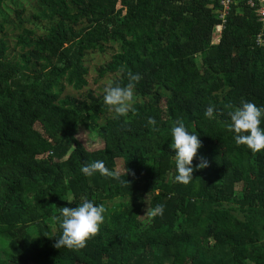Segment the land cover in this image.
Segmentation results:
<instances>
[{
  "label": "trees",
  "instance_id": "16d2710c",
  "mask_svg": "<svg viewBox=\"0 0 264 264\" xmlns=\"http://www.w3.org/2000/svg\"><path fill=\"white\" fill-rule=\"evenodd\" d=\"M35 2V29H22L15 56L0 24V264H264V150L236 145L225 108H264L255 8L235 0L213 44L217 0ZM109 45L116 51L98 78L123 87L128 73L141 77L140 100L119 119L104 92L63 95L87 86V54ZM177 121L201 140L193 167L208 162L187 185L174 181ZM85 129L100 147L80 140ZM97 160L112 172L121 160L120 180L81 171ZM82 197L106 208L98 235L81 250L55 248L53 217ZM158 204L163 215H144Z\"/></svg>",
  "mask_w": 264,
  "mask_h": 264
},
{
  "label": "clouds",
  "instance_id": "9594fccd",
  "mask_svg": "<svg viewBox=\"0 0 264 264\" xmlns=\"http://www.w3.org/2000/svg\"><path fill=\"white\" fill-rule=\"evenodd\" d=\"M128 78L129 82L126 86L107 85L104 88V104L110 112L115 114L114 118L116 119L126 117L133 110L134 89L141 77L139 74L128 73ZM225 108L230 109L228 111L230 123L227 124V129L234 133L236 145L246 146L253 155L264 150V129L261 128L264 108L244 100L241 101L239 107H233L229 103L225 105ZM214 111V106L210 104L205 111V116L209 119L213 118ZM155 123L156 121L149 117L148 124L154 126ZM155 130L153 127V131ZM201 146L198 135L190 133L182 121H177V124L171 129L170 144V148L175 152V182L187 185L194 179V170L204 169L208 166V162L201 157V162L195 165V168L193 167V160ZM81 171L87 176L99 172L102 176L120 180V173L110 171L101 160L83 166ZM128 174L129 170L127 169L126 175ZM121 182L129 184L126 180ZM105 212L106 208L103 205L97 206L94 202L83 197L79 206L60 207L59 215L54 216L53 219L59 224L62 234L53 246L57 249H83L89 240L98 235L100 226L105 220ZM163 212L164 205L158 204L154 208H147L144 215L155 218L158 215H163Z\"/></svg>",
  "mask_w": 264,
  "mask_h": 264
},
{
  "label": "rangeland",
  "instance_id": "374dc122",
  "mask_svg": "<svg viewBox=\"0 0 264 264\" xmlns=\"http://www.w3.org/2000/svg\"><path fill=\"white\" fill-rule=\"evenodd\" d=\"M36 2L35 0H11L3 4L0 14V24L2 26L1 36H4L9 46L10 56L18 54L19 49L15 47L16 38L21 34L22 29H35L34 21L31 20V14L35 12ZM40 26L44 27L45 23L40 22ZM39 32V31H38ZM116 51L115 45H109L106 47L104 53L93 52L86 56L85 66L88 69L86 76L87 86L80 91H75L69 86L65 87L63 95L71 96L73 98L81 99L88 91H91L95 96L104 92V88L115 78L114 75L107 74L103 78H98V67L105 64L110 60L113 52ZM139 98L134 96V101H139ZM104 121L103 117H99L96 120V124H101ZM86 130V129H85ZM83 130L80 133V140L86 145L89 142L95 147L101 146V141L96 133L92 130ZM87 141V142H86ZM116 171L121 173L123 171L122 161L117 160ZM240 185H236V192L239 191ZM3 246L0 241V251Z\"/></svg>",
  "mask_w": 264,
  "mask_h": 264
},
{
  "label": "built area",
  "instance_id": "2783aa9c",
  "mask_svg": "<svg viewBox=\"0 0 264 264\" xmlns=\"http://www.w3.org/2000/svg\"><path fill=\"white\" fill-rule=\"evenodd\" d=\"M219 8L213 10L218 19V24H216L213 28V33L215 37L212 39V43H218L220 34L224 28V24L226 22V17L230 11L232 4H234L235 0H217ZM260 0H246V4L252 8H255L256 13L259 15V22L262 24L263 30L256 36L255 43L257 46H260L263 42L264 36V6L260 4Z\"/></svg>",
  "mask_w": 264,
  "mask_h": 264
},
{
  "label": "crops",
  "instance_id": "0c3cea01",
  "mask_svg": "<svg viewBox=\"0 0 264 264\" xmlns=\"http://www.w3.org/2000/svg\"><path fill=\"white\" fill-rule=\"evenodd\" d=\"M260 1H261V3H260V4L264 6V0H260Z\"/></svg>",
  "mask_w": 264,
  "mask_h": 264
}]
</instances>
